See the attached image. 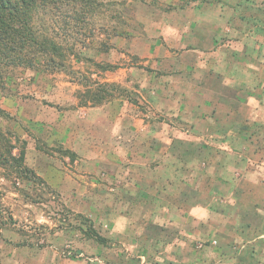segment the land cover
<instances>
[{
  "label": "rangeland",
  "instance_id": "374dc122",
  "mask_svg": "<svg viewBox=\"0 0 264 264\" xmlns=\"http://www.w3.org/2000/svg\"><path fill=\"white\" fill-rule=\"evenodd\" d=\"M205 1L224 19L216 23L204 15V0H94L85 13L81 0H68L34 13L35 28L61 45L62 55L54 58L64 65L52 68L41 61L36 68L5 69L0 264H236L232 256L244 244L237 264H252L250 248L264 250V185L250 180L251 164L239 160L251 156L246 137L223 134L236 148L224 150V165L216 166L219 184L211 189L221 155L199 161L204 150L198 143L175 142L176 163L191 161L184 171L188 185L180 175L174 197H180L179 204L207 209L195 215L178 206L166 210L169 199L152 186L158 173L143 159L144 146L159 143L158 122L166 116L171 123L153 98L167 68L155 69L152 44L174 43L178 55L185 45L208 48L211 42L200 37L209 28L221 32L226 19L233 39L245 32L264 36L257 28H264V0ZM175 107L169 112L176 113ZM134 109L142 121L131 118ZM119 111L127 112L126 123L111 133L112 125L122 122ZM173 123L183 126L181 120ZM197 136L191 140L204 144L215 137ZM177 137L188 141L178 132ZM21 150L23 160L15 166L12 157ZM207 176L209 182L203 180ZM88 223L106 242L88 234ZM252 239L254 245L247 243ZM261 257L253 264H264Z\"/></svg>",
  "mask_w": 264,
  "mask_h": 264
},
{
  "label": "crops",
  "instance_id": "0c3cea01",
  "mask_svg": "<svg viewBox=\"0 0 264 264\" xmlns=\"http://www.w3.org/2000/svg\"><path fill=\"white\" fill-rule=\"evenodd\" d=\"M215 1L218 2L217 4H223L218 0ZM235 1L236 5L237 0ZM235 1L233 0V3ZM212 6L210 2L205 0L201 2L202 13L209 16L216 23L220 21L219 19L223 20L224 17L219 14L221 12L214 10L215 7ZM202 13L201 17L203 16ZM225 22H230V20L226 19ZM225 22L221 24V32H216V30L209 28L204 31V38L200 37V41L208 42L209 40L211 42L208 48L202 47L203 44L201 43L197 44L198 46L196 44L185 45L182 53L178 55L171 48L174 43L171 46L168 44V47H164L162 44H152L155 48L152 57L158 59L155 62V69L167 68L166 71L163 72L162 70L160 72L161 80L159 82L161 84L158 88L160 93L154 95L153 98L158 103V108L162 114H170L169 118L171 120V123H168L170 121L165 116L161 122H158V128L155 132L156 134H154L162 141L154 138L159 143L155 145V143L150 142V144L144 146L147 150L146 153H148L146 154L147 156L145 155L146 157H143L145 159L144 163L149 161L148 164L154 166L158 173L152 179V186L154 185L153 189L157 191V194L164 193L166 196H176L174 181L178 182L180 175H184L185 178L189 174L184 171L188 170L190 158L187 157L183 163L181 161L176 163L175 157L172 156L176 145L175 142L182 144L184 147L198 143L199 147L216 146L223 150H234L236 147L233 146V143L230 145L226 144L227 141H225L223 136L225 133L233 136L240 135L239 138L241 136L246 137L245 148L250 150L251 156L240 158V163L251 164L249 170L251 172H247V177L255 183L264 185V36L245 32L242 33L241 39H233V35H231L232 26ZM257 28L264 31V28ZM186 36L191 35L186 33ZM196 53L198 54L196 55ZM187 55L190 59L195 57V60H180L181 57H186ZM182 71L185 74L184 77L179 75V72ZM174 75L175 77L179 75L177 80H175ZM180 83L181 87H179ZM191 86L194 87L192 91ZM177 105L178 107L176 108L175 106ZM174 107L176 113L169 112ZM180 108L182 109L180 110ZM134 111L135 113L131 118L135 116L133 119L136 122L142 121V113L139 110L134 109ZM137 112H139V116ZM126 115L127 112L125 111L118 112V117L122 122H115L110 128L111 133L118 132L121 124L126 123ZM174 120H181V124L183 123L184 127H175ZM129 125H132V123H129ZM132 129L136 131V128L132 127ZM175 132H178L188 141L178 142V137L177 139L174 138ZM197 134H212L215 137L209 140V145L192 141L191 139H198ZM222 137L224 140L221 141ZM119 143L122 148L124 144L120 140ZM160 151L163 152L160 153ZM259 152L261 154L258 157L257 154ZM180 165L185 167L182 169V173L177 170ZM166 172L169 175H166ZM186 179L181 180L183 185H188V180ZM214 179L216 183L211 188L219 184V177ZM182 196L184 197L185 195L182 194ZM182 205V207L178 208H183L186 214L195 215L207 210L202 206ZM175 206L174 203L168 201L165 208L166 210L169 208L174 210L177 207ZM198 218H200L198 219L200 223L204 221L202 217ZM254 241L252 239L247 241V243L254 245ZM200 245L203 246V244ZM245 245L247 244L236 250L237 252L232 256V260L235 261L238 258V262L242 259L241 253L245 252L243 250ZM259 251L257 246L250 248L251 254L249 255L252 264L256 258L264 257V250L262 249V252Z\"/></svg>",
  "mask_w": 264,
  "mask_h": 264
},
{
  "label": "trees",
  "instance_id": "16d2710c",
  "mask_svg": "<svg viewBox=\"0 0 264 264\" xmlns=\"http://www.w3.org/2000/svg\"><path fill=\"white\" fill-rule=\"evenodd\" d=\"M0 0V85L3 77L6 75L5 69L8 67L24 66L28 68H36L41 61H45L52 68L63 67V62L55 60L54 56L62 55L61 45L48 34L40 33L33 24V15L39 9H49L57 7L61 2L68 0ZM82 9L80 12H89L94 4V0H81ZM6 114L0 108V115ZM204 154L199 161H206L207 156L212 154H220V158L215 164L213 171L214 177H219L216 170L217 167L224 165L223 159L227 156V152L220 148L212 146H202ZM17 158L12 157L18 166L24 157V152L21 150ZM10 155V151H8ZM11 156V155H10ZM4 159L2 163H6ZM186 161V159H185ZM184 162V161H182ZM217 166V167H216ZM185 167L180 166L178 172L182 173ZM204 175L201 172V175ZM207 176L203 180L209 182ZM170 182V181H169ZM176 183V181H174ZM172 183V182H170ZM208 184V183H207ZM211 189V187H210ZM171 203L178 207H182L178 200L172 195L166 196ZM185 207V206H184ZM88 234L95 238L100 244L106 242V238L96 232L91 224L88 223Z\"/></svg>",
  "mask_w": 264,
  "mask_h": 264
}]
</instances>
